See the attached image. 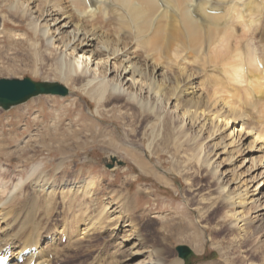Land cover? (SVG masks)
I'll list each match as a JSON object with an SVG mask.
<instances>
[{
	"label": "bare ground",
	"instance_id": "bare-ground-1",
	"mask_svg": "<svg viewBox=\"0 0 264 264\" xmlns=\"http://www.w3.org/2000/svg\"><path fill=\"white\" fill-rule=\"evenodd\" d=\"M226 2L0 0V8L6 9L0 16V29L4 24L2 16L5 15L25 21L35 40L31 42L35 50L34 59L51 67L65 80L77 83L98 106L121 107L124 117L130 120L135 114L134 110L141 116L152 114L156 128L150 126L152 139L148 148L158 138L171 140L176 136L178 140L191 145L196 155L202 154V163L210 169V178L216 188L218 201H215V208L220 209L221 216L231 223L236 247L241 249L253 243L255 235L261 234L259 241L263 243L251 245L253 251L250 258L246 259V264H256L254 258L258 259L259 264H264V212L261 211L264 205L258 203L257 197L253 199L254 205L244 209L247 193L244 194L239 187L234 189L230 186V182L238 176L225 178V171L218 170L221 162L214 159L217 150L210 155L215 148H221V154H226L225 161L232 164L235 155L229 146L233 142L232 148L238 153L254 147L256 142H259V149L262 150L264 146V114L256 117L253 113L257 104L264 101V62L258 55L256 44L250 43L251 39L250 42L248 40L245 45L246 54L243 56L242 51L232 53V60L223 69L227 81H245V89L249 94L246 96L249 97L244 98L242 105L250 107L248 114L253 119V122H247L244 127L247 128V133L243 129L236 130L235 133L236 126L245 124L244 111L232 102V99L236 102L242 100L240 95L231 91L233 95L228 96L217 86L212 90L205 87L202 92L198 88L205 83L202 78L200 81L198 79L200 71H204L203 68L208 63L207 54L217 46H229L234 24L239 19H244L243 22L251 31L252 25L259 19L254 18V14L264 13V0ZM222 5L223 13H219L218 9ZM251 36L255 37L254 31ZM199 39L203 43L200 48ZM211 60L210 58L209 62ZM117 101H123L125 105L122 106L121 103L119 106ZM189 124L190 128L196 126L193 132L189 131ZM222 132H225V137ZM249 132L252 134L248 135ZM226 137H229V142L225 140ZM248 138L250 140L246 146L239 143ZM206 139L216 141L205 146ZM126 146L130 148L121 145L119 148L131 160L136 161L141 169L147 170V164L132 148L133 143L129 142ZM111 158L120 160L116 156ZM261 160L262 158L259 161ZM253 163L252 159L250 169ZM63 165L64 159H61L55 171L60 170ZM1 170L0 165V251L10 249L11 264H19L15 261L14 254L32 247L38 251L26 256L25 262L35 259L58 264L59 260H63V264H67V257L82 247L83 242L90 238L92 230H106L115 234L116 239L112 241L111 250L107 253V258L110 259L108 264H182V260L185 264L179 255L182 260L175 259L167 263L162 256L163 249L153 245L152 254L140 259L139 255H144L145 251L140 246L138 230L132 220L123 214L117 202L107 201L102 211H97L89 219L85 218L91 207L87 200H92L94 195L93 180H86L81 184L63 180L54 187L51 185L53 181L47 178L45 164L35 163L24 178L18 177L15 182L8 183ZM36 173L38 178L31 179ZM259 175L256 173L250 178L253 180ZM26 181L29 183L28 187H24ZM248 183L250 181L247 180L244 186ZM263 183L264 180H258L253 192ZM56 194L63 201L67 200L69 207L76 196L82 197L83 200L78 202L83 207H77V214L73 212L71 218L74 224L69 222L68 215L64 217L63 224L43 223L40 208L56 198ZM250 208L259 211L253 217L250 216L251 219L247 217ZM135 257L138 260L134 262ZM105 260L102 254H98L89 264H105Z\"/></svg>",
	"mask_w": 264,
	"mask_h": 264
},
{
	"label": "rangeland",
	"instance_id": "rangeland-1",
	"mask_svg": "<svg viewBox=\"0 0 264 264\" xmlns=\"http://www.w3.org/2000/svg\"><path fill=\"white\" fill-rule=\"evenodd\" d=\"M222 7L224 6L219 7V13H223ZM5 12L6 9L1 7L0 16ZM253 17L259 19L252 25L251 31L243 22L244 19H239L238 23L234 24L229 46L227 48L217 46L207 54L208 63L203 68L204 71H200L198 79L200 81L202 78V82L205 81L203 86L198 87L200 92L206 88L215 89L217 86L228 96L234 93L242 97L239 102L234 99L232 101L230 97V101L235 102L234 104L245 113V124L236 126L235 133L239 129L248 131L244 128L247 126L246 123L253 122L248 114L250 107L242 105V101L249 97L246 96L249 94L245 89L244 80L240 83L227 81L223 69L232 60L231 57L236 51H242L243 56L246 54L245 45L250 39V43L256 44L258 55L264 62V13H255ZM2 24L0 78L29 77L34 81H57L68 89L65 96L39 95L7 110L0 108V165L1 174L8 183L15 182L18 177L24 178L33 164L44 163L47 178L53 181L51 185L54 187L63 180L77 184L93 180L94 195L92 200L90 198L87 200L91 207L85 218L89 219L97 211H102L107 201L118 203L123 214L132 220L140 235V246L145 251L144 255H139L140 259L149 253L152 254L153 245L163 249V259L168 263L181 259L176 250L178 245H187L195 254L190 264H246V259L250 258L249 255L253 251L251 245L263 243L259 241L261 234L255 235L253 243L241 249L236 247L232 238L231 223L221 216L220 209L215 208V201H218L216 188L210 178V169L202 163V154L196 155L191 145L178 140L176 136L171 139L172 141L158 138L155 144L148 148V143L152 139L151 129L156 128L152 114L141 116L134 110L135 114L130 120L124 117L123 111H120L121 107L98 106L77 83L65 80L51 67L34 59L35 50L31 42L35 40L32 39L33 33L25 21L5 15L2 16ZM252 31L255 37L251 36ZM198 46V48L203 46L201 39ZM204 52L207 53V49L204 48ZM209 86L213 88L210 89ZM121 103L122 106L125 105L123 101H117L119 106ZM263 110L264 101L257 104L253 113L255 116H263ZM188 127H191L190 124ZM194 128L195 125L189 131L193 132ZM221 134L225 137V132ZM251 134L252 132H249L248 135ZM225 140L230 141L229 137ZM249 140L243 139L239 143L246 146ZM214 141L216 139H206L205 146L211 145ZM124 142L133 143L132 148L147 164V170L141 169L136 161L131 160L123 152L124 150H120V145L130 148ZM258 143L243 153H238L232 148L233 142L229 146L235 155L232 164L225 161L226 154H221V148L217 147L210 153L212 155L217 150L214 159L221 162L218 170L225 171V178L232 179L238 176L236 180L230 182V186L234 189L239 187L244 194L247 193L244 209L254 205L253 199L257 197L258 203L264 205V185L261 184L253 192L257 181L264 180V146L261 150ZM237 144L238 142L235 143ZM111 156L119 158L118 161H122V165L115 163L116 165L111 168L106 167ZM61 159H64V165L55 171ZM252 159L254 163L250 169ZM256 173L260 174L259 177L251 180L250 177ZM36 178L37 173L31 179ZM247 180L250 183L245 187ZM28 185L27 182L24 187ZM81 198L80 195L76 196L69 207L70 203L57 195L46 206L40 208V213L44 217L43 223L63 224L64 217L68 215L69 222L74 224L71 218L74 213L77 214V207H83L82 203L78 202L83 200ZM262 208L261 211L264 212V206ZM255 212L259 211L250 208L247 217L251 219L257 214ZM115 239L112 232L92 230L90 238L83 242L82 247L67 257V264H89L98 254H102L104 260L106 259L105 264H108L110 259L108 260L107 253L110 252L112 241ZM136 259L137 257L133 261ZM254 261L256 264L260 263L256 258ZM58 263L63 264V260H59Z\"/></svg>",
	"mask_w": 264,
	"mask_h": 264
},
{
	"label": "water",
	"instance_id": "water-1",
	"mask_svg": "<svg viewBox=\"0 0 264 264\" xmlns=\"http://www.w3.org/2000/svg\"><path fill=\"white\" fill-rule=\"evenodd\" d=\"M58 95L65 96L68 89L59 82L34 81L29 77L22 79L17 78H0V107L7 110L17 104L23 103L28 99L38 95ZM111 163L105 166L111 168L114 163L122 165V161H116L111 158ZM116 161V162H115ZM178 255L184 259L185 264H190L194 252L187 245H178L176 247Z\"/></svg>",
	"mask_w": 264,
	"mask_h": 264
}]
</instances>
